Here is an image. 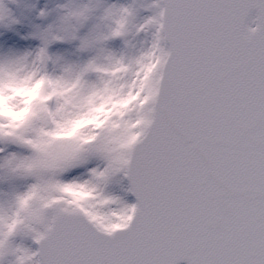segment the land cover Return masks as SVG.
I'll return each instance as SVG.
<instances>
[{
  "label": "snow or ice",
  "instance_id": "6c2138e0",
  "mask_svg": "<svg viewBox=\"0 0 264 264\" xmlns=\"http://www.w3.org/2000/svg\"><path fill=\"white\" fill-rule=\"evenodd\" d=\"M0 264H264V0H0Z\"/></svg>",
  "mask_w": 264,
  "mask_h": 264
}]
</instances>
